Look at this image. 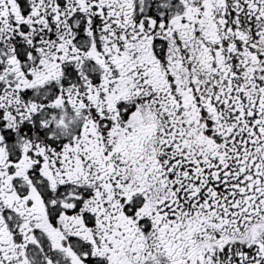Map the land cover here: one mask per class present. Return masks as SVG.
Instances as JSON below:
<instances>
[{
    "label": "snow or ice",
    "instance_id": "1",
    "mask_svg": "<svg viewBox=\"0 0 264 264\" xmlns=\"http://www.w3.org/2000/svg\"><path fill=\"white\" fill-rule=\"evenodd\" d=\"M0 264H264V0H0Z\"/></svg>",
    "mask_w": 264,
    "mask_h": 264
}]
</instances>
